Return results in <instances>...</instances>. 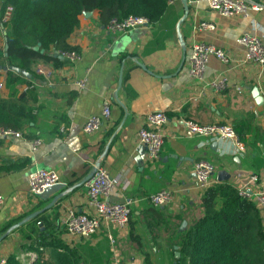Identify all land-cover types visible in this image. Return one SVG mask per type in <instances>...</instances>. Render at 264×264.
Segmentation results:
<instances>
[{
	"label": "crops",
	"instance_id": "obj_1",
	"mask_svg": "<svg viewBox=\"0 0 264 264\" xmlns=\"http://www.w3.org/2000/svg\"><path fill=\"white\" fill-rule=\"evenodd\" d=\"M188 7V16L180 26L185 50L177 34L184 8L181 0H173L158 22L120 35L112 34L101 23L98 11L83 12L68 39L81 48L79 60H66L68 63L60 67L36 60L29 69L23 68L27 75L14 84L8 83V71H0V98H16L29 88L36 92V100L30 104L36 108L35 119L20 131L23 137L0 134V195L4 198L0 238L64 194L51 209L0 241V259L13 256L26 263V257H32L31 263L36 254L28 252L24 244L32 243L27 236L35 243L34 230L39 229L66 247L79 249L87 264H145L147 254L157 264L152 253L171 252L169 239L174 228L178 236L202 216L200 204L206 190L198 185L193 172L194 164L201 160L214 165L217 183L245 189L252 200L264 190V134L240 152L231 140L186 137L183 126L184 120L233 125L253 114L254 124L264 132V68L237 63L244 56V48L236 43L245 33H264V9L247 16L223 17L211 11L206 0H189ZM204 22L214 24L215 30L199 29ZM194 43L227 50L231 63L212 58L203 80L193 79L187 58ZM5 46L2 28L0 54L4 57ZM220 74L229 81L223 92L209 85ZM79 80H85L81 90L75 86ZM256 89L259 96H254ZM104 102L110 103L109 120L98 131L86 134L83 126L87 118L100 114ZM159 111L168 118L163 128L166 141L160 158L151 162L137 132L146 125L148 114ZM35 138L41 139L42 145L33 152ZM98 162L118 180L110 200L136 198L138 203L127 227L104 225L89 239L72 237L64 229L67 212L93 210L86 184ZM42 168L57 172L63 187L35 197L28 191V175ZM221 171L225 172L223 180L218 179ZM253 176L257 182H251ZM160 190L170 191L172 200L163 208H155L148 199ZM262 218L264 222V214ZM132 233L140 244L131 239ZM83 248L88 252L83 253Z\"/></svg>",
	"mask_w": 264,
	"mask_h": 264
},
{
	"label": "trees",
	"instance_id": "obj_2",
	"mask_svg": "<svg viewBox=\"0 0 264 264\" xmlns=\"http://www.w3.org/2000/svg\"><path fill=\"white\" fill-rule=\"evenodd\" d=\"M171 0H4L0 6V21L8 6L12 7L9 20L0 24L5 28L8 49L5 57L0 54V67L16 66L29 69L36 60L60 67L68 63L53 57V52L81 54V48L68 42L79 24V16L86 11L99 12L100 21L107 26L112 19L122 20L130 15L145 17L154 24L164 14ZM264 4V0H254ZM39 45V49L35 47ZM22 74L11 70L8 83L14 84ZM34 88L16 98H0V130L22 131L34 121L36 108ZM239 140L245 145L256 144L264 134L249 114L233 125ZM252 135V138L248 136ZM7 170V169H6ZM202 216L185 230L174 228L169 239L171 247L177 246L181 257L177 264H264V222L254 200L242 197L239 190L228 182H218L203 194L200 204ZM27 236L32 243H25L28 252L36 257L31 264H87L79 249H70L47 231L34 230ZM177 236V237H176ZM140 244V239L131 234ZM6 264L22 263L9 257ZM30 264V263H29ZM145 264H155L149 254Z\"/></svg>",
	"mask_w": 264,
	"mask_h": 264
},
{
	"label": "built area",
	"instance_id": "obj_3",
	"mask_svg": "<svg viewBox=\"0 0 264 264\" xmlns=\"http://www.w3.org/2000/svg\"><path fill=\"white\" fill-rule=\"evenodd\" d=\"M173 1V0H171ZM170 1V2H171ZM208 8L223 17L247 16L250 12H259L264 9V4L254 0H206ZM1 10V9H0ZM12 7L8 6L0 24L9 20ZM149 25V20L145 17L130 15L122 20L112 19L107 25V29L114 35L125 34L130 30ZM215 25L212 23H201L199 29L214 31ZM236 43L244 48V56L237 61L239 64L253 63L264 68V33L256 31L245 33L236 39ZM69 62L80 59V55L74 53L60 54ZM212 58L217 59L223 64L231 63V56L227 50L206 43H194L191 46L190 54L187 58L188 72L193 79L203 80L208 64ZM228 78L225 74H220L209 85L212 89L223 92L228 88ZM85 80L75 82L78 89L84 88ZM2 88V84H0ZM111 116L110 103L104 102L101 113L87 118L83 131L91 134L98 131L104 121ZM167 115L163 111L150 113L146 116V125L137 132L138 142L146 147L147 158L154 162L160 158L165 145L163 128L167 122ZM184 134L186 137H204L217 140H231L236 144L240 152H245V145L239 140L238 134L233 126L228 123L202 124L193 120H184ZM64 130V128H62ZM0 134L5 137L22 138L20 131L10 129L0 130ZM42 145L39 138L32 139V151L36 152ZM94 167V174L86 184L88 204L93 209L90 212H77L70 209L64 221L66 233L72 237L89 239L96 235L102 226H114L118 228L127 227L133 210L136 208L138 200L136 198L125 199L122 202H113L110 195L115 190L117 179L112 177L107 168L101 165ZM193 172L198 185L207 190L217 181L214 179L216 169L214 165L206 160L198 161L193 166ZM258 178L253 176L251 182H257ZM60 176L57 172L50 169H36L28 175V191L31 195L38 197L48 188L60 184ZM242 197H248L245 189H239ZM172 200V194L168 190H160L152 194L148 201L155 208H163ZM254 202L264 214V190L256 193ZM4 204V198L0 195V207ZM6 259H0V264H6Z\"/></svg>",
	"mask_w": 264,
	"mask_h": 264
},
{
	"label": "water",
	"instance_id": "obj_4",
	"mask_svg": "<svg viewBox=\"0 0 264 264\" xmlns=\"http://www.w3.org/2000/svg\"><path fill=\"white\" fill-rule=\"evenodd\" d=\"M181 1H182L183 8H184V14H183V17L181 18V20L179 21V23H178V25H177V34H178V38H179V40H180V43H181V45H182V47H183V50H185V49H186V46H185L186 44H185V41H184V39H183V37H182V33H181V30H180V26H181V23H182V22L186 19V17L188 16V11H189L188 1H189V0H181ZM7 49H8V45L6 44V46H5V51H7ZM38 49H39V45H38L37 47H35V50H38ZM5 55L7 56V53H6ZM52 55H53V57H57V58H59V59H61V60H64V57H63L62 55H60V53L57 52V51L53 52ZM9 70H11V71H13V72H15V73H17V74L27 75V72H25L24 70H22V68H20V67H16V66H12V67H9V66H3V67H0V71H9ZM122 71H123V68L121 69V73H120L119 87H118V89H120L121 84H122ZM254 96H259V91H258L257 89H256L255 92H254ZM257 98H258V97H257ZM258 100L261 101L262 98H258ZM97 165H99V164H97ZM224 173H225V172H223V171H221V172L219 173V175H218V179H219V180H223V176L225 175ZM93 174H94V171H93V173L91 174L90 178L93 176ZM62 187H63L62 184H57V185H55V186H53V187H51V188H48V189L42 194V196H44V195L50 193V192L53 191V190H58L59 188H62ZM62 196H64V194H60V195H58V196H57V197H56V198H55V199H54V200H53L48 206H46V207L44 208V210H42V212H41V211H39V212H35V213L29 215L26 219H24V220H22L21 222H18L17 224H15L14 226H12V227L7 231L6 234H4L3 236H1L0 241H2L4 238H6V236L9 235L11 231H13V230H15L16 228L22 226L23 224L29 222L30 220L36 218V217H37L38 215H40L41 213H43V212H45V211L51 209V208L53 207V205H55V204L57 203V201H58L59 199L62 198ZM185 225H186V222H183L182 226L184 227ZM175 249L177 250L178 247L175 246ZM180 256H181L180 252L176 251V252H175V257H176V259H179ZM31 263H32V262H31ZM31 263H30V264H31Z\"/></svg>",
	"mask_w": 264,
	"mask_h": 264
},
{
	"label": "rangeland",
	"instance_id": "obj_5",
	"mask_svg": "<svg viewBox=\"0 0 264 264\" xmlns=\"http://www.w3.org/2000/svg\"><path fill=\"white\" fill-rule=\"evenodd\" d=\"M176 251L179 252V249H177V250L171 249V252L168 250H166V251L163 250V251H160L158 254L152 253V257L154 258V260L156 261L157 264H177L178 259H176V257H175ZM82 252L87 253L88 249L83 248ZM26 258H27L26 259L27 261H25V262L29 263L31 261L32 257H26Z\"/></svg>",
	"mask_w": 264,
	"mask_h": 264
}]
</instances>
